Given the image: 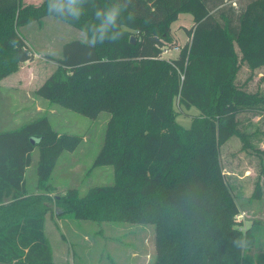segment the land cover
<instances>
[{
    "label": "trees",
    "instance_id": "obj_1",
    "mask_svg": "<svg viewBox=\"0 0 264 264\" xmlns=\"http://www.w3.org/2000/svg\"><path fill=\"white\" fill-rule=\"evenodd\" d=\"M50 3L57 0H0V82L34 57L21 26L54 16L84 31L89 41L48 55L57 68L36 92L90 118L109 112L94 165L115 169L113 184L84 195L69 188L58 203L88 219L153 224L156 264H253L245 248L255 234L238 227L220 153L235 136L252 146L239 114L264 104L260 89L247 86L264 67V0L242 9L235 0H83L78 19L67 8L49 11ZM113 9L118 15L101 42L97 29ZM182 13L193 16L190 40L176 58H163L178 48L172 24ZM243 67L250 76L241 82ZM179 107L199 110L189 128L177 121ZM80 141L57 132L46 115L0 130V264H72L54 259L50 207L28 193L26 171L38 148L44 185L61 153Z\"/></svg>",
    "mask_w": 264,
    "mask_h": 264
},
{
    "label": "rangeland",
    "instance_id": "obj_2",
    "mask_svg": "<svg viewBox=\"0 0 264 264\" xmlns=\"http://www.w3.org/2000/svg\"><path fill=\"white\" fill-rule=\"evenodd\" d=\"M235 1L242 9L249 0ZM192 20V14L182 13L173 22L174 45L179 48L167 49L165 57L173 59L189 42L185 29L191 27ZM20 32L35 54L32 60L21 64L18 72L1 81L0 130L15 128L46 115L57 132L81 137L74 150L61 153L44 185L40 184L36 170L38 148L32 152L33 163L26 171L28 193L43 195L44 203L50 207L46 214V233L55 261L72 264H156L159 254L153 224L88 219L69 211L57 201L69 188L76 187L80 195H84L93 186L111 185L115 181L112 165H94L104 142L110 113L102 111L96 118H90L36 92L57 68V63L48 55L61 57L67 42L89 41L86 33L54 16H45L41 21L23 25ZM239 76L241 82L245 81L250 76L249 69L243 67ZM254 77L247 86L252 91L260 89L264 94V67L255 72ZM178 110L177 121L185 128H189L192 119L199 114L196 107H179ZM239 118L240 129L247 133L252 146L243 148L241 138L233 137L221 148V165L240 207L238 227L243 231L250 229L255 234L245 253L253 264H264V104L251 113H240Z\"/></svg>",
    "mask_w": 264,
    "mask_h": 264
},
{
    "label": "clouds",
    "instance_id": "obj_3",
    "mask_svg": "<svg viewBox=\"0 0 264 264\" xmlns=\"http://www.w3.org/2000/svg\"><path fill=\"white\" fill-rule=\"evenodd\" d=\"M83 0H57V3L52 4L50 3L49 11L52 8H55L58 12L63 13L64 9L67 8L68 11L74 18H79L81 15V8L80 5L82 4ZM101 15L100 12H97V17ZM104 20L101 22L97 31L100 33L99 40L103 42L105 35L108 31V27L115 23L116 17L118 15V11L116 9L110 10L107 13H104ZM97 37H93V43L96 42ZM115 39V37H112Z\"/></svg>",
    "mask_w": 264,
    "mask_h": 264
},
{
    "label": "crops",
    "instance_id": "obj_4",
    "mask_svg": "<svg viewBox=\"0 0 264 264\" xmlns=\"http://www.w3.org/2000/svg\"><path fill=\"white\" fill-rule=\"evenodd\" d=\"M40 0H33V2H39ZM30 2V1H29ZM192 22H193V20H192ZM192 25H193V23H192ZM191 25V26H192ZM190 28V27H189ZM88 40V39H87ZM175 43V42H174ZM179 48V47H178ZM178 48H173V49H168V50H170V51H172V50H177ZM168 50H166V51H168ZM166 51H164V52H166ZM179 54V52H177V54L176 55H174V57L173 58H176V56ZM163 58H168L167 56L165 57L164 56V53H163ZM169 59V58H168ZM259 76H262V75H259ZM258 77H256V79H257ZM254 79H255V77H254ZM252 82V81H251ZM0 84H1V82H0ZM6 130V129H5ZM29 168V167H28ZM47 219V218H46ZM53 256H54V254H53ZM54 258H55V256H54Z\"/></svg>",
    "mask_w": 264,
    "mask_h": 264
},
{
    "label": "water",
    "instance_id": "obj_5",
    "mask_svg": "<svg viewBox=\"0 0 264 264\" xmlns=\"http://www.w3.org/2000/svg\"><path fill=\"white\" fill-rule=\"evenodd\" d=\"M131 41H132L133 43H135V39H134V37H132ZM34 141H35V140L33 139V142H34Z\"/></svg>",
    "mask_w": 264,
    "mask_h": 264
}]
</instances>
